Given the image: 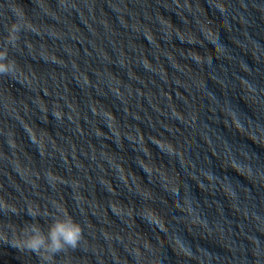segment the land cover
Masks as SVG:
<instances>
[{"label": "clouds", "instance_id": "obj_1", "mask_svg": "<svg viewBox=\"0 0 264 264\" xmlns=\"http://www.w3.org/2000/svg\"><path fill=\"white\" fill-rule=\"evenodd\" d=\"M21 30V26L17 22L14 21L11 24L7 36L9 45H15L18 40V33ZM6 58L7 47L0 52V74H6L14 67L4 63ZM0 209L11 211L15 214L12 208L4 204H0ZM26 215L31 218L32 222L26 223L18 232L13 233L11 238L6 233L0 232V242L21 251L31 252L41 257L45 264H50L53 258L66 248L75 249L78 246L82 237V229L66 213H61L57 209V213L52 214L53 219L46 232L37 220V217H43L46 213H42L37 209L35 211L29 210Z\"/></svg>", "mask_w": 264, "mask_h": 264}]
</instances>
